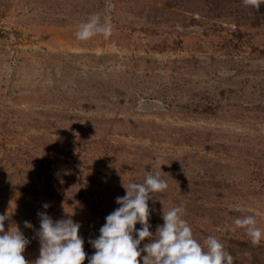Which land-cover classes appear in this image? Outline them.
<instances>
[{"label": "rangeland", "instance_id": "rangeland-1", "mask_svg": "<svg viewBox=\"0 0 264 264\" xmlns=\"http://www.w3.org/2000/svg\"><path fill=\"white\" fill-rule=\"evenodd\" d=\"M93 15L111 34L77 39ZM148 171L168 184L148 201L154 235L183 206L198 242L264 264V240L234 224L264 231V4L0 0V215L30 241L25 259L39 212L79 222L93 255L122 182Z\"/></svg>", "mask_w": 264, "mask_h": 264}, {"label": "clouds", "instance_id": "clouds-1", "mask_svg": "<svg viewBox=\"0 0 264 264\" xmlns=\"http://www.w3.org/2000/svg\"><path fill=\"white\" fill-rule=\"evenodd\" d=\"M242 3L258 11L264 0H242ZM98 33L107 39L111 29L101 24L98 15H93L80 26L76 37L83 41ZM122 187L126 195L116 198L119 207L105 217L99 237L89 241L95 249L90 257L84 251L79 222L70 216L54 221L46 212H39V257L29 262L24 252L30 241L18 227L5 231L4 222L10 219L5 213L0 215V264H84L86 258L88 264H141V259L142 264H234V257L216 237L208 236L203 244L193 237L190 225L183 218V206L167 211L163 208V225L157 226L155 235L150 231L148 201L168 187L160 171H148L143 182L126 185L122 182ZM43 207L47 209L49 205L45 203ZM137 223L141 225L139 230ZM234 224L245 230L254 246L264 240V231L256 226L254 216L237 218ZM24 225L33 227L28 221ZM146 239L148 242L141 248Z\"/></svg>", "mask_w": 264, "mask_h": 264}]
</instances>
